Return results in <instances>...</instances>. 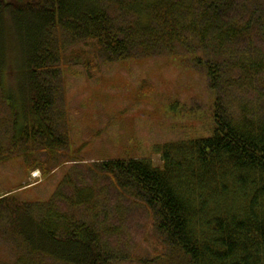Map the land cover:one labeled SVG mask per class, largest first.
<instances>
[{
    "label": "trees",
    "instance_id": "trees-1",
    "mask_svg": "<svg viewBox=\"0 0 264 264\" xmlns=\"http://www.w3.org/2000/svg\"><path fill=\"white\" fill-rule=\"evenodd\" d=\"M61 33L94 44L108 63L167 53L202 68L212 133L165 144L159 166L150 158L100 165L146 207L167 255L117 256L82 214H61L54 202L38 214L19 198L24 186L0 194V230L64 264H264V0H0V98L11 134L0 162L23 149L46 173L34 153L67 144L52 114Z\"/></svg>",
    "mask_w": 264,
    "mask_h": 264
},
{
    "label": "rangeland",
    "instance_id": "rangeland-1",
    "mask_svg": "<svg viewBox=\"0 0 264 264\" xmlns=\"http://www.w3.org/2000/svg\"><path fill=\"white\" fill-rule=\"evenodd\" d=\"M59 35L62 74L52 114L67 144L50 154L34 153L35 163L43 162L46 173L31 168L30 151L23 149L16 151L17 158L0 162V194L24 186L19 198L39 205L38 214H45L49 202L61 214H82L101 228L107 248L117 256L167 255L170 250L146 207L121 193L100 165L115 158H150L159 166L165 144L210 136L212 121L205 115L214 95L205 74L167 53L108 63L94 44H75L69 34ZM177 51L186 55L180 47ZM9 114L0 98V145L6 150ZM80 198L82 203L72 208ZM0 261L64 264L30 253L23 242L1 230Z\"/></svg>",
    "mask_w": 264,
    "mask_h": 264
}]
</instances>
